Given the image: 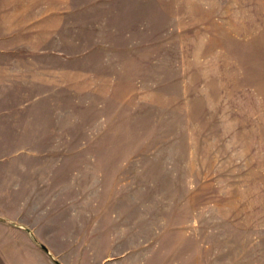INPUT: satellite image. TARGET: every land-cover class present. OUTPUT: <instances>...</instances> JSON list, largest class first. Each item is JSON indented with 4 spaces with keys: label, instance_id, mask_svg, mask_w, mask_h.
<instances>
[{
    "label": "rangeland",
    "instance_id": "374dc122",
    "mask_svg": "<svg viewBox=\"0 0 264 264\" xmlns=\"http://www.w3.org/2000/svg\"><path fill=\"white\" fill-rule=\"evenodd\" d=\"M0 83V211L59 264H264V0H0Z\"/></svg>",
    "mask_w": 264,
    "mask_h": 264
},
{
    "label": "crops",
    "instance_id": "0c3cea01",
    "mask_svg": "<svg viewBox=\"0 0 264 264\" xmlns=\"http://www.w3.org/2000/svg\"><path fill=\"white\" fill-rule=\"evenodd\" d=\"M8 91V85L0 83V106H3L0 107V134H11L15 131L16 134H32L34 118L31 114L27 117L25 114L30 112L26 108L35 100L25 101L23 95L20 98L14 95L9 98L8 95L5 96ZM10 101L13 106L8 108L7 103ZM20 203L7 202L12 206H19ZM11 213L12 211H0V264H59L54 254L46 250V245L36 239L33 229L26 223L27 220L24 218L19 223V217L15 218Z\"/></svg>",
    "mask_w": 264,
    "mask_h": 264
}]
</instances>
